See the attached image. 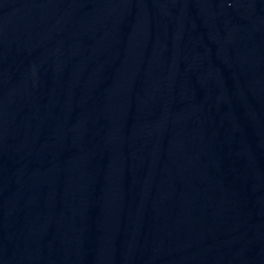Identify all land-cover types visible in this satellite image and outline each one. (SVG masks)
I'll list each match as a JSON object with an SVG mask.
<instances>
[{
    "label": "water",
    "instance_id": "water-1",
    "mask_svg": "<svg viewBox=\"0 0 264 264\" xmlns=\"http://www.w3.org/2000/svg\"><path fill=\"white\" fill-rule=\"evenodd\" d=\"M0 264H264V0H0Z\"/></svg>",
    "mask_w": 264,
    "mask_h": 264
}]
</instances>
